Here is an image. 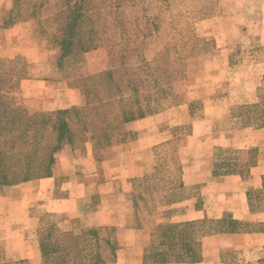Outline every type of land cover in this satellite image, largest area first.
I'll return each mask as SVG.
<instances>
[{"label": "crops", "instance_id": "0c3cea01", "mask_svg": "<svg viewBox=\"0 0 264 264\" xmlns=\"http://www.w3.org/2000/svg\"><path fill=\"white\" fill-rule=\"evenodd\" d=\"M28 23L0 29V40ZM28 51L26 59L43 61ZM215 52L230 64L226 50ZM54 62L49 76L20 86L39 111L81 103ZM257 67L262 79L264 62ZM216 75L213 69L183 79L179 102L126 124V141L98 150L90 142L65 146L49 177L0 187L4 260L44 264L38 231L47 217L60 233L102 231L113 246L107 264H264V127L219 129L228 97L215 92ZM166 150L179 166L160 172L172 176L162 183L155 165ZM163 255L169 257L152 260Z\"/></svg>", "mask_w": 264, "mask_h": 264}, {"label": "trees", "instance_id": "16d2710c", "mask_svg": "<svg viewBox=\"0 0 264 264\" xmlns=\"http://www.w3.org/2000/svg\"><path fill=\"white\" fill-rule=\"evenodd\" d=\"M196 1L200 0H15L14 8L4 13L0 29L40 21L57 50L54 67L58 72L103 45H113L116 53L113 66L106 71L76 78L74 88L85 98L82 106L33 114L8 91L9 64L20 59L0 61V187L49 177L55 155L65 146L81 149L90 142L98 150L122 143L131 138L126 124L176 104L170 87L184 76L181 67L177 70L179 60L169 54L179 39L189 40L194 47L201 41L196 33L209 11L204 4H193ZM184 3L186 6L181 5ZM192 6H201V12L193 13ZM201 13V17H192ZM192 18L195 21L188 23ZM164 32L173 39L147 54L146 46L162 39ZM240 110L250 119L243 120L245 127H264L261 99ZM178 166L172 151L166 150L157 160L155 171L159 174L155 177L165 183L172 176L160 172H173ZM134 198L141 200L142 193L137 192ZM47 221L44 217L38 231L44 264H107L111 260L113 246L102 231L60 233ZM152 257L164 260L169 256ZM0 264H12L4 260L1 249Z\"/></svg>", "mask_w": 264, "mask_h": 264}, {"label": "rangeland", "instance_id": "374dc122", "mask_svg": "<svg viewBox=\"0 0 264 264\" xmlns=\"http://www.w3.org/2000/svg\"><path fill=\"white\" fill-rule=\"evenodd\" d=\"M196 3L204 4L202 6L209 11L205 14L208 18L199 22L196 33L201 41L194 47L189 40L179 39L169 55L171 59L180 61H177L179 65L178 63L176 65H178L177 70L181 67L180 75L184 76L183 79L211 73L213 69L217 71L216 76L220 78V82L217 83L215 92H221L218 96L228 97L226 102L220 105L224 119L219 124V129L236 132L245 127L246 121L243 120H250L245 118L247 114L243 117L244 114L240 108L257 104L260 99L262 103L264 102V91L261 90L264 77L262 79L259 77L261 69L257 67V64L264 62V0H222L220 3L217 0H200L193 4ZM6 5V9L0 11V25L3 22L4 13L14 8L15 0H7ZM191 8L193 13L201 12V6ZM204 13L194 14L192 17H201ZM194 21L192 18L187 22ZM23 22L29 23L22 25L19 35L0 40V61L20 59L16 64H9L8 68L12 70L10 69L7 75L11 82L8 91L11 92L15 102L23 106L28 113H46V111L37 110L39 107L36 103L23 99L20 86L27 80H39L49 76L47 70L48 67L52 69L57 50L44 34L40 21ZM164 33L162 39L146 46L147 54H151L154 49L160 48L164 41L170 39L171 35ZM216 46H219V49ZM25 48L30 50L29 53L43 56V61L26 59L22 54ZM217 50H226V54H230V64L225 65V59L217 56L218 53L215 52ZM115 53L116 49L113 50V45H103L65 64L64 71H57V73L74 87L77 85L76 78L79 75L104 72L113 66ZM183 79L173 82L170 87V96L174 99V103L180 100L179 93ZM80 95L81 103L77 107L85 103L84 95L81 92ZM226 107H228L227 111H225ZM250 115L253 116V113Z\"/></svg>", "mask_w": 264, "mask_h": 264}]
</instances>
